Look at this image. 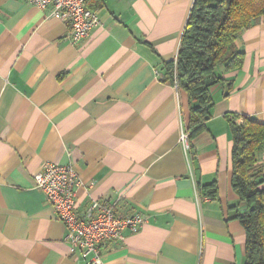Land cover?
Returning a JSON list of instances; mask_svg holds the SVG:
<instances>
[{
	"label": "crops",
	"instance_id": "0c3cea01",
	"mask_svg": "<svg viewBox=\"0 0 264 264\" xmlns=\"http://www.w3.org/2000/svg\"><path fill=\"white\" fill-rule=\"evenodd\" d=\"M192 1L88 0L99 23L72 44L50 7L0 0V264H87L35 186L45 162L77 173L78 214L103 200L142 218L98 264H244L230 122L264 123V15L235 41L242 66L217 68L225 81L186 154L188 96L161 73ZM258 163L264 174V151Z\"/></svg>",
	"mask_w": 264,
	"mask_h": 264
},
{
	"label": "trees",
	"instance_id": "16d2710c",
	"mask_svg": "<svg viewBox=\"0 0 264 264\" xmlns=\"http://www.w3.org/2000/svg\"><path fill=\"white\" fill-rule=\"evenodd\" d=\"M262 15L264 0L192 1L176 56L163 63L161 73L163 80L188 96L185 129L190 148L192 139L210 117L211 86L225 81L217 68L232 71L242 66L244 53L235 41ZM230 129V185L241 203L235 207L233 217L245 232L244 264H264V174L258 163L259 154L264 151V123L243 116L240 122L231 121ZM203 187L210 197H217L216 181Z\"/></svg>",
	"mask_w": 264,
	"mask_h": 264
},
{
	"label": "built area",
	"instance_id": "2783aa9c",
	"mask_svg": "<svg viewBox=\"0 0 264 264\" xmlns=\"http://www.w3.org/2000/svg\"><path fill=\"white\" fill-rule=\"evenodd\" d=\"M26 1L39 9L50 7L52 15L66 21L72 44L82 43L99 23L98 15L87 6V0ZM180 142L186 154L190 153L185 127L180 132ZM33 179L46 203L53 207L56 218L63 222L70 252L85 259L87 264H98L102 245L122 239L125 229L136 231L143 221L139 215L117 214L112 205L103 200H94L84 213L78 214L74 195L80 181L69 164L45 162Z\"/></svg>",
	"mask_w": 264,
	"mask_h": 264
}]
</instances>
